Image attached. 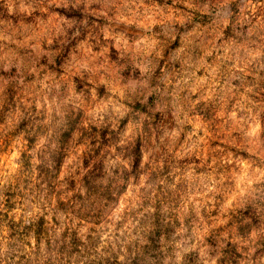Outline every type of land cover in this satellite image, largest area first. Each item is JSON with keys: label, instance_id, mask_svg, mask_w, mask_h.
<instances>
[{"label": "clouds", "instance_id": "9594fccd", "mask_svg": "<svg viewBox=\"0 0 264 264\" xmlns=\"http://www.w3.org/2000/svg\"><path fill=\"white\" fill-rule=\"evenodd\" d=\"M0 264H264V0H0Z\"/></svg>", "mask_w": 264, "mask_h": 264}]
</instances>
